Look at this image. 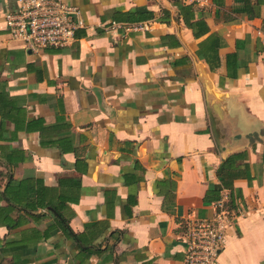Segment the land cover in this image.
<instances>
[{"label": "crops", "instance_id": "0c3cea01", "mask_svg": "<svg viewBox=\"0 0 264 264\" xmlns=\"http://www.w3.org/2000/svg\"><path fill=\"white\" fill-rule=\"evenodd\" d=\"M63 2L86 27L34 53L0 0V264H183L182 223L212 216L207 191L228 195L232 154L243 216L216 264H264V0Z\"/></svg>", "mask_w": 264, "mask_h": 264}, {"label": "built area", "instance_id": "2783aa9c", "mask_svg": "<svg viewBox=\"0 0 264 264\" xmlns=\"http://www.w3.org/2000/svg\"><path fill=\"white\" fill-rule=\"evenodd\" d=\"M184 6L205 7L210 0H166ZM16 9L4 17L5 31L11 42L24 50L39 52L47 48H65L75 41V34L86 26L77 7L63 0H16ZM151 22L125 24L110 22L105 32L137 33L150 30ZM228 195L212 204L210 218L187 217L183 223V264H216L223 250L227 231L243 216L236 203L228 205Z\"/></svg>", "mask_w": 264, "mask_h": 264}, {"label": "trees", "instance_id": "16d2710c", "mask_svg": "<svg viewBox=\"0 0 264 264\" xmlns=\"http://www.w3.org/2000/svg\"><path fill=\"white\" fill-rule=\"evenodd\" d=\"M190 7V6H185ZM243 157L242 154H232L223 160L216 171V176L221 183L222 189L228 192V205L233 207L236 200L240 198V193L233 187V181L240 176L239 169L235 166L237 160ZM220 190L207 191L203 201L205 203L216 202L220 198Z\"/></svg>", "mask_w": 264, "mask_h": 264}, {"label": "water", "instance_id": "95a60500", "mask_svg": "<svg viewBox=\"0 0 264 264\" xmlns=\"http://www.w3.org/2000/svg\"><path fill=\"white\" fill-rule=\"evenodd\" d=\"M204 90L213 136L219 148L222 149L225 141L222 111L216 100V97L213 95L208 85L205 86Z\"/></svg>", "mask_w": 264, "mask_h": 264}]
</instances>
